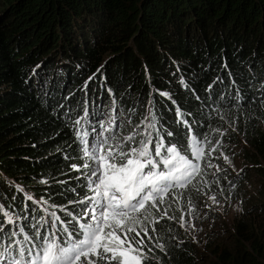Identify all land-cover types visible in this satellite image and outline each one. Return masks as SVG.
I'll return each instance as SVG.
<instances>
[{"label": "trees", "instance_id": "1", "mask_svg": "<svg viewBox=\"0 0 264 264\" xmlns=\"http://www.w3.org/2000/svg\"><path fill=\"white\" fill-rule=\"evenodd\" d=\"M221 126L236 129L225 141L252 162L259 200L208 264H264V0H0V252L20 241L35 255L37 232L63 243L65 226L79 239L94 196L85 148L140 131L132 146L153 153L161 140L194 160V140L204 148L188 186L148 206L145 264H202L175 208L238 181L215 148Z\"/></svg>", "mask_w": 264, "mask_h": 264}, {"label": "snow or ice", "instance_id": "2", "mask_svg": "<svg viewBox=\"0 0 264 264\" xmlns=\"http://www.w3.org/2000/svg\"><path fill=\"white\" fill-rule=\"evenodd\" d=\"M133 139V136L125 138L126 142ZM107 143L103 140L93 152L85 148V155L98 161L99 168L92 172L96 177L94 196L86 198L93 205L91 215L88 210L84 212L89 222L78 223L74 229L80 238L67 231V226L63 243L52 233L49 234L52 239H49L41 238L37 232L36 238L43 242L35 255V244L27 248L25 257L26 246L20 247L21 242L16 241V255H12L10 248H4L0 252V264H145L150 259L144 251L146 245L141 237V231L148 236V228L144 226L148 206L158 208V203H164L171 189L186 188L190 178L199 173L200 165L181 155L175 146L165 148L162 140L156 143L154 153L149 148L152 141L148 140L140 141L137 147L129 146L127 151L119 145L115 148L109 146L103 155H99ZM162 150L167 155H162ZM192 152L199 161L204 148L194 140ZM212 199L215 201V197ZM164 217H167L166 209L161 219ZM117 232L122 233L124 239ZM130 235L136 246L128 239ZM32 240V237L24 236V241Z\"/></svg>", "mask_w": 264, "mask_h": 264}, {"label": "rangeland", "instance_id": "3", "mask_svg": "<svg viewBox=\"0 0 264 264\" xmlns=\"http://www.w3.org/2000/svg\"><path fill=\"white\" fill-rule=\"evenodd\" d=\"M106 57L107 54L105 53L102 62H104ZM98 130L101 133V129L98 128ZM235 132L236 129L234 127L229 129L225 126H221L217 133V137L220 136V134L221 137L218 143H216L215 148L226 146L224 155H222L223 160L221 167L232 169V171L237 174L238 181L229 186L226 190H218V192L203 195V198L196 204L193 201L191 203L185 201L177 204L175 208L179 216L177 222L181 231L179 236L181 238L191 239L195 243L198 249L197 253L199 260L202 264H208V261L218 259L224 247H232V238L234 235L239 234V226L242 225L239 224L240 220L242 218L246 220L253 218L252 213L246 211V208L254 201L259 200V180L252 175V162L247 157L239 154L240 149L238 145L232 143L227 144L228 142L225 141L227 136ZM139 134L140 131H137L133 135L134 139L125 144L124 150L129 146L133 147L132 144L139 141ZM93 137H96V134L93 133ZM126 137L128 136L124 138ZM97 148H99V146L91 140L90 147L87 148V150L93 152L94 149ZM98 154L103 155L102 150ZM225 157L228 159H225ZM190 160H192L193 163H199L197 160ZM93 161L95 165L92 167L93 169L89 174L91 178L90 190L92 191V195H94L93 188L96 183V177L92 175V172L99 168L98 161ZM250 170L251 172L249 173ZM241 173L244 175L249 173V178L245 180V182H241L240 185H236L244 179ZM212 197H215V201H213ZM89 209V215H91L92 207ZM151 213L153 212L149 210L147 213V220ZM147 220L144 221L145 227ZM117 235H120L121 239H124L122 233L117 232ZM141 237L145 240L143 231H141ZM128 239L132 240V236L130 235ZM137 239H140V237H137ZM132 244L136 246V241L132 240ZM125 246H127V244Z\"/></svg>", "mask_w": 264, "mask_h": 264}, {"label": "clouds", "instance_id": "4", "mask_svg": "<svg viewBox=\"0 0 264 264\" xmlns=\"http://www.w3.org/2000/svg\"><path fill=\"white\" fill-rule=\"evenodd\" d=\"M188 159H191V158H188ZM194 160V159H193Z\"/></svg>", "mask_w": 264, "mask_h": 264}]
</instances>
